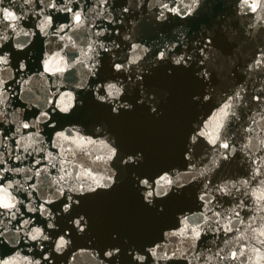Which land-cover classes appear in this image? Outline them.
Listing matches in <instances>:
<instances>
[{"label": "water", "instance_id": "obj_1", "mask_svg": "<svg viewBox=\"0 0 264 264\" xmlns=\"http://www.w3.org/2000/svg\"><path fill=\"white\" fill-rule=\"evenodd\" d=\"M56 5L0 3L21 17L0 20V53L8 59L0 64V169H8L0 183L13 186L17 202L15 216L0 209V264H264V6L254 12L245 0ZM48 17L52 24L42 31ZM161 51L165 60L157 59ZM179 56L187 63L175 64ZM115 64L127 68L118 72ZM137 74L155 89L149 95L160 104L158 115L146 110L150 101L113 114L110 106L131 101L130 92L98 100L108 84L129 89ZM226 103L232 108L217 128L214 118ZM198 132L210 135L193 143ZM106 137L118 151H142V178H173L169 195L146 205L135 173L115 158L98 161ZM82 138L96 143H73ZM86 171L97 179L115 172L117 183L84 196L69 191L92 183L77 178ZM67 196L81 201L69 213ZM77 213L88 222L84 231L74 223ZM29 229L48 239L32 240ZM61 237L68 243L57 251ZM114 247L119 253L105 255Z\"/></svg>", "mask_w": 264, "mask_h": 264}, {"label": "snow or ice", "instance_id": "obj_2", "mask_svg": "<svg viewBox=\"0 0 264 264\" xmlns=\"http://www.w3.org/2000/svg\"><path fill=\"white\" fill-rule=\"evenodd\" d=\"M3 0H0V3H2ZM28 2V0H26ZM42 2V0H41ZM50 7L56 8V0H49ZM199 0H193V4H198ZM245 4L252 10L256 11L259 7H262L264 5H261L259 3V0L257 2H253L251 4H248L247 0H245ZM165 8H167V5H164ZM191 7V6H189ZM67 11H71V9H65ZM127 11V9H125ZM171 11L175 12L176 9H171ZM160 19H164L163 13L160 14ZM21 19V17L17 16L12 11H8L7 9L0 8V20H7L9 22L18 21ZM82 17L79 12L73 13V22L76 25H79L81 23ZM52 24L51 17L46 18L44 23L41 25V30H45L46 28L50 27ZM10 26L15 31L17 25L16 24H10ZM58 31H64V29H59ZM24 35H29L28 32H24ZM0 39H4L3 37H0ZM210 43V42H209ZM17 48L23 47L21 44L16 45ZM103 47V45H101ZM158 60H165V52L161 51L159 53V56L157 57ZM136 61L133 60L130 63H135ZM203 63V61H201ZM8 59L7 55L5 53H0V64H7ZM187 61L184 56H179L175 59V64L181 65L186 64ZM259 63V62H258ZM116 71H123L127 68L124 64H115L114 65ZM63 69H57V71H62ZM45 71H50L48 66H45ZM202 75L207 76L208 73H202ZM131 76L128 77V79L131 80ZM136 83L131 84L129 86V89H125L123 87H118L116 84H108L107 88L104 89L103 94L98 95V100L102 103H110L113 100H117L119 97H121L122 94L125 92H130L132 99L128 103L125 104H115L110 106V111L115 114L119 115L122 110H135L136 107H144L146 104L150 105L149 108L146 110H150L152 114L158 115L159 114V108L160 104L156 97L154 95H149L150 93H154L155 89L151 85L148 77H146L143 74H137L135 76ZM240 93H235L234 98H239ZM204 99H208L207 96L204 97ZM57 108L60 109L62 112H68L69 111V105H56ZM232 108L231 103H226L223 107L219 108L216 117L214 118L217 121V128L223 127V121L227 118L229 115V111ZM55 111V108L53 109ZM43 117H47L48 113L45 112L42 114ZM24 128H29L30 125L25 123L23 125ZM98 132L103 134L102 130L98 129ZM65 140L68 139L67 136H64L63 133L60 134ZM210 135L206 132H198L195 135L191 137L193 143L197 140L198 136H206ZM219 137H212L210 139V143L216 144ZM73 143H78V146L83 147L85 143L87 144H95L96 141L88 139L83 140V138L77 142L73 141ZM103 145V148L105 150L104 156H97L96 159L98 161H103L107 163V161L113 160L115 158L117 165H122L124 170L127 171L129 174L135 173V175L132 176V182L135 185H142L143 189H137L138 191H142V200L145 202L146 205H152L153 201L156 198H163L169 195V192L171 191L172 186L176 183V181L171 178L167 173L159 175L157 178H153L152 176H148L147 178H142V175L137 171L145 162V156L140 150H131L126 152L118 151L120 149V145L116 141H111L108 137L105 138V140H102L100 142ZM222 147L227 149L229 145L227 143H223ZM0 163H3V161H0ZM8 171V169H0V172ZM81 180H87L88 178H91L92 183H89L87 187H85L84 183H81L80 186L77 188L75 186L70 187L69 191H75L80 196H84L85 193H95L97 188H103V189H111L113 185L117 183L116 173L111 172L110 174L101 177L100 179H97L95 176L92 175L90 171H86L85 173L81 174L77 177ZM0 180H3V176L0 175ZM13 187L12 185H5L3 183H0V209H5L10 212L12 216H15V212H11L12 209H16L17 202L16 198L12 195V193L9 191V189ZM63 195V193H61ZM66 202L63 206V211L65 213H69L73 210L75 206H78L80 204L79 199H74L72 196H67ZM203 199V197H201ZM48 203H51V201H47ZM47 211V209H45ZM78 215V218L74 221L76 227L80 231L85 230V226L87 225V220L84 218L83 215ZM238 215V214H237ZM72 217L69 216V219ZM27 223V221H25ZM49 227H53V225L49 224ZM227 230H231L230 228ZM19 231V229H17ZM193 232H196V236H199V232L196 231V229H192ZM30 238L32 240L37 239H48L47 236H45L41 229H36L33 233L31 229H29ZM261 235H264V233H261ZM4 233L3 231H0V238H3ZM68 241H66L63 237L60 238L59 243L57 244V251H59L61 248H63ZM120 249L118 247H114L113 250H109L105 253V255L112 257L119 253ZM235 253H233V258H235ZM138 259H143V257H138ZM5 264H10V262H5Z\"/></svg>", "mask_w": 264, "mask_h": 264}]
</instances>
